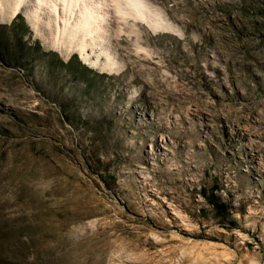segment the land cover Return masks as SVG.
I'll list each match as a JSON object with an SVG mask.
<instances>
[{
  "label": "rangeland",
  "instance_id": "rangeland-1",
  "mask_svg": "<svg viewBox=\"0 0 264 264\" xmlns=\"http://www.w3.org/2000/svg\"><path fill=\"white\" fill-rule=\"evenodd\" d=\"M32 1L0 6V264H264V0H147L174 30L97 67Z\"/></svg>",
  "mask_w": 264,
  "mask_h": 264
},
{
  "label": "bare ground",
  "instance_id": "bare-ground-1",
  "mask_svg": "<svg viewBox=\"0 0 264 264\" xmlns=\"http://www.w3.org/2000/svg\"><path fill=\"white\" fill-rule=\"evenodd\" d=\"M33 1L29 12L31 15L28 16L32 30L44 31L46 29L47 34H49L48 43L51 47L60 52H65L67 55L77 48L81 55L90 60L92 67H97L99 55L96 59L91 60L88 47L91 45V50L94 53L95 50L93 49L102 44L99 39L109 30L108 28H115L116 35L123 31H129L130 34L135 33L136 37H139V31L137 32L134 26L129 28V18L133 20L144 19L155 31L174 30L169 22L164 21V18L159 16L156 8L148 5L147 0ZM3 3L7 5V18H13L22 9L28 7L27 3H30V0H0V6L4 5ZM110 14L114 16L112 22L107 21ZM147 18H149L148 21ZM4 21H6L4 16L0 17V23ZM91 40L94 46L90 43ZM102 52L105 54L108 63L112 65H109V68L120 64L106 47H103Z\"/></svg>",
  "mask_w": 264,
  "mask_h": 264
}]
</instances>
